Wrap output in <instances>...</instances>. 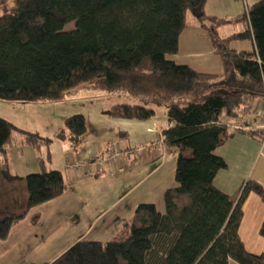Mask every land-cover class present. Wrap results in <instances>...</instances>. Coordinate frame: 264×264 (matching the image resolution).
Instances as JSON below:
<instances>
[{
	"label": "trees",
	"instance_id": "1",
	"mask_svg": "<svg viewBox=\"0 0 264 264\" xmlns=\"http://www.w3.org/2000/svg\"><path fill=\"white\" fill-rule=\"evenodd\" d=\"M205 2L12 0L0 13V100L51 102L77 88L124 91L145 102L114 103L107 115L140 121L155 115L149 102L170 101L165 114L172 124L162 140L177 149V185L163 192L165 211L140 203L107 240H77L48 264H264V252H248L239 235L242 204L250 193L264 202V185L248 177L227 194L213 184L228 166L215 150L238 132L220 115L234 117L244 98L264 97V0L232 18L203 14ZM188 14L206 31L221 73L167 58L178 50ZM239 22L241 30L219 35V27ZM234 40H249L251 47L231 48ZM85 131L84 115L73 113L57 138L74 144ZM246 133L264 138V130ZM51 142L0 117L1 240L32 208L66 190L61 170L48 165ZM15 145L37 151V172L12 173L9 149ZM39 216L33 212L30 222ZM258 233L264 237V217Z\"/></svg>",
	"mask_w": 264,
	"mask_h": 264
},
{
	"label": "crops",
	"instance_id": "2",
	"mask_svg": "<svg viewBox=\"0 0 264 264\" xmlns=\"http://www.w3.org/2000/svg\"><path fill=\"white\" fill-rule=\"evenodd\" d=\"M242 1L246 9L249 1ZM241 8L240 0H206L203 14L232 18L243 11ZM185 22L178 38V50L167 58L197 71L221 73L222 61L206 31L194 15L188 14ZM239 24L241 30L243 23ZM230 47L249 49L251 43L234 40ZM85 89L81 88L79 93ZM64 98L26 103L0 100V117L52 140L48 165L61 170L67 184L64 192L36 205L10 229L6 239H0V264H48L77 240L105 241L130 219L140 203H153L163 213V192L177 185L174 178L177 149L162 140V130L172 124L165 111L163 117L157 118L155 111L152 118L141 121L109 117L107 109L112 104L90 118L81 112L86 131L70 144L57 138L64 117L76 113L71 108H63ZM263 111L264 97H246L234 117L220 115L222 122L238 130L215 150L228 165L213 179V184L222 192L233 194L248 177L264 185V138L259 141L246 133L264 130ZM110 145L121 148L124 153L102 169L94 167L86 172L69 167L71 161L98 155ZM140 146L143 147L136 151ZM40 152L44 154L45 148ZM37 154L29 145L11 147L12 173L24 176L37 172ZM33 212L40 214L34 224L30 222ZM242 212L239 235L246 250L254 254L264 252V237L258 233L264 217V202L250 193L242 204ZM228 264L238 263L230 259Z\"/></svg>",
	"mask_w": 264,
	"mask_h": 264
},
{
	"label": "rangeland",
	"instance_id": "3",
	"mask_svg": "<svg viewBox=\"0 0 264 264\" xmlns=\"http://www.w3.org/2000/svg\"><path fill=\"white\" fill-rule=\"evenodd\" d=\"M248 1H249L248 2L249 5L252 4V2H254V1L250 2V0ZM11 2L12 0H0V13H2L4 10L9 8V6L11 5ZM240 5L242 7L241 10L244 11L245 6L242 0H240ZM72 27H73V22L68 23L65 28L69 29ZM240 28H241V25L239 23L226 24L219 28V33L221 36H225L234 31H238ZM85 90L86 91H84L83 93H79L82 91L81 88H79V89L74 90L73 91L74 93L66 95L65 98L62 100L64 101L63 108L64 109L71 108L75 110L76 113L83 112L84 114H86L88 118H90L93 114L96 115V112H100V111L102 112V110L105 109L104 107L110 104H114L117 102H125L127 100L128 101L130 100L136 103L145 102L143 99L141 100V98L139 97L131 96L124 91L108 92V91L98 89V88H87ZM169 102H170L169 100L164 99L159 105H156L150 102L148 103V105L152 106L155 109L157 118H159V117H163V113L166 110L167 104ZM101 119H103V117Z\"/></svg>",
	"mask_w": 264,
	"mask_h": 264
},
{
	"label": "built area",
	"instance_id": "4",
	"mask_svg": "<svg viewBox=\"0 0 264 264\" xmlns=\"http://www.w3.org/2000/svg\"><path fill=\"white\" fill-rule=\"evenodd\" d=\"M262 120L264 123V111L262 112ZM143 146L136 148L138 151ZM124 151L117 146H109L102 153L98 155H92L91 157L83 160H73L68 165L72 170L83 169L86 172H90L94 167L98 169H102L106 165L112 163L119 156H121Z\"/></svg>",
	"mask_w": 264,
	"mask_h": 264
}]
</instances>
